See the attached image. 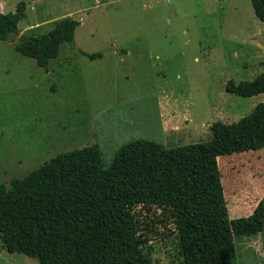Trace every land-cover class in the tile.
Listing matches in <instances>:
<instances>
[{
    "label": "rangeland",
    "instance_id": "1",
    "mask_svg": "<svg viewBox=\"0 0 264 264\" xmlns=\"http://www.w3.org/2000/svg\"><path fill=\"white\" fill-rule=\"evenodd\" d=\"M23 2L19 36H40L62 20L78 26L47 70L0 42V185L58 155L97 146L108 168L137 140L166 149L207 142L216 122L250 115L264 94L227 93L229 81L264 72V23L251 0H0ZM18 37L13 38L16 42ZM13 42V43H14ZM88 55H100L94 60ZM229 219L264 198V149L217 159ZM150 264H178L171 221L156 207L134 209ZM237 264H264L260 236L235 239ZM0 264H38L1 250Z\"/></svg>",
    "mask_w": 264,
    "mask_h": 264
},
{
    "label": "trees",
    "instance_id": "2",
    "mask_svg": "<svg viewBox=\"0 0 264 264\" xmlns=\"http://www.w3.org/2000/svg\"><path fill=\"white\" fill-rule=\"evenodd\" d=\"M251 5L264 23V0ZM25 11L20 2L13 12L0 13V42H12L16 53L47 70L60 46L73 40L78 22L62 20L46 34L19 36ZM225 90L239 97L264 94V72L229 81ZM210 130L207 142L170 149L134 141L108 168L97 146L85 147L50 159L9 188L0 185L1 250L38 264H150L134 213L148 206L171 221L178 264H237L235 239L264 241V198L248 217L230 220L217 159L264 149V102L238 122H216Z\"/></svg>",
    "mask_w": 264,
    "mask_h": 264
}]
</instances>
